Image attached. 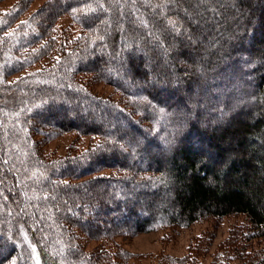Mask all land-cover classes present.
<instances>
[{
  "label": "trees",
  "instance_id": "trees-1",
  "mask_svg": "<svg viewBox=\"0 0 264 264\" xmlns=\"http://www.w3.org/2000/svg\"><path fill=\"white\" fill-rule=\"evenodd\" d=\"M28 3L0 14V264L124 258L82 257L78 230L240 215L264 238V0ZM67 134L91 144L44 151Z\"/></svg>",
  "mask_w": 264,
  "mask_h": 264
},
{
  "label": "rangeland",
  "instance_id": "rangeland-1",
  "mask_svg": "<svg viewBox=\"0 0 264 264\" xmlns=\"http://www.w3.org/2000/svg\"><path fill=\"white\" fill-rule=\"evenodd\" d=\"M20 1L22 0H0V14L15 11ZM46 1L29 0L22 20L38 11ZM19 24L17 22L14 27L17 28ZM71 25L68 17L59 22L62 27ZM47 61L41 60L42 63ZM93 91L99 95L119 98L112 87L104 84L93 86ZM91 141L89 137L79 139L73 134H67L46 143L44 151L58 158L65 157L71 148L85 150ZM95 224L94 222L93 226ZM77 234L82 257L88 255L92 258L96 252L107 250L113 257L124 256L118 264H246L244 255L264 252V238L259 237L248 219L240 215L223 219L209 218L188 228L123 234L110 239H93L80 230ZM79 264L84 262L80 261Z\"/></svg>",
  "mask_w": 264,
  "mask_h": 264
}]
</instances>
